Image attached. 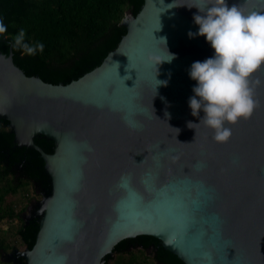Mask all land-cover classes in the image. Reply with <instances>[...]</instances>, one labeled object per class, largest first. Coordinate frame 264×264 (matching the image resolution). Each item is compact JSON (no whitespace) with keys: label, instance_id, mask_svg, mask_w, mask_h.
Instances as JSON below:
<instances>
[{"label":"water","instance_id":"95a60500","mask_svg":"<svg viewBox=\"0 0 264 264\" xmlns=\"http://www.w3.org/2000/svg\"><path fill=\"white\" fill-rule=\"evenodd\" d=\"M227 2L264 10V0ZM191 3L144 0L122 19L117 47L67 84L27 76L11 51L0 52V119L16 147L40 154L51 181L33 247L15 250L25 264H103L118 242L138 235L184 264H264V66L254 74L256 106L226 142L203 124L188 127L203 115L188 107V69L213 54L204 37L187 36L197 29ZM162 36L171 62L159 63ZM155 76L168 81L156 93ZM39 136L55 143L52 153L35 144ZM1 251L11 261L13 251Z\"/></svg>","mask_w":264,"mask_h":264},{"label":"trees","instance_id":"16d2710c","mask_svg":"<svg viewBox=\"0 0 264 264\" xmlns=\"http://www.w3.org/2000/svg\"><path fill=\"white\" fill-rule=\"evenodd\" d=\"M144 0H0V16L8 25L7 33L15 34L20 27L27 30L26 40L42 41L43 52L34 56L21 55L11 48V36L0 37V52H12V59L27 76H36L51 84H67L99 66L113 51L126 28L121 24L126 13L136 16ZM9 122L0 119V220L15 216L20 222L17 235L24 247L31 249L38 232L40 215L23 221L20 214L4 209L3 198L31 184L41 195H50L51 181L40 154L31 148L16 147ZM34 142L46 153L55 143L42 136ZM152 249L153 264H184L164 249L161 242L149 235H138L118 242L103 264H110L111 255L130 248ZM5 249L3 245L0 249ZM131 259L126 264H148ZM22 264H25L22 262Z\"/></svg>","mask_w":264,"mask_h":264},{"label":"clouds","instance_id":"9594fccd","mask_svg":"<svg viewBox=\"0 0 264 264\" xmlns=\"http://www.w3.org/2000/svg\"><path fill=\"white\" fill-rule=\"evenodd\" d=\"M186 6L197 9L192 16L197 29L195 32L189 29L188 38L204 37L213 51L204 60L193 61L188 69L189 78L195 81L188 107L193 117L201 112L203 115L199 122L188 121L187 126L203 124L212 132L215 142L223 143L231 136V126L247 119L257 103L254 88L260 80L254 74L264 66V10L245 11L236 3L229 6L227 0H193ZM7 28L4 17L0 16V37L8 39L10 35L14 51L22 56L43 52L42 41L26 40L25 27L15 34H8ZM158 40L164 41L167 51L166 56L159 57V63L171 62L176 54L167 50L165 37ZM167 82L155 76V93L158 86Z\"/></svg>","mask_w":264,"mask_h":264},{"label":"rangeland","instance_id":"374dc122","mask_svg":"<svg viewBox=\"0 0 264 264\" xmlns=\"http://www.w3.org/2000/svg\"><path fill=\"white\" fill-rule=\"evenodd\" d=\"M126 15H129L126 13ZM3 183H0V188ZM43 195L36 192L31 184L24 186L17 190L14 194H6L3 198L2 206L4 209H11L15 214L23 213L29 215L28 206L32 199L37 202H41ZM22 220H24L21 217ZM21 222L15 216H6L0 220V246L6 247L1 250L5 254H9L14 250L24 251L25 247L17 235V230ZM113 258L109 261L110 264H126L131 259H136L138 261L147 259L148 264H153L152 255L146 254V251L140 247L131 248L127 252L117 254H112ZM1 259V253H0ZM0 264H12V261L3 262L0 260ZM14 264V263H13Z\"/></svg>","mask_w":264,"mask_h":264},{"label":"flooded vegetation","instance_id":"af4514ba","mask_svg":"<svg viewBox=\"0 0 264 264\" xmlns=\"http://www.w3.org/2000/svg\"><path fill=\"white\" fill-rule=\"evenodd\" d=\"M35 204L33 205L34 207L31 210V215H40V213H41V204L38 203V202L35 203ZM31 215L27 219H29L31 217ZM23 221H25V220H23ZM1 252H3V251H1ZM8 259L12 261V264L13 263L22 264V262H24V260H22L20 257H18V254H17V252L14 249H13V253L9 255Z\"/></svg>","mask_w":264,"mask_h":264}]
</instances>
